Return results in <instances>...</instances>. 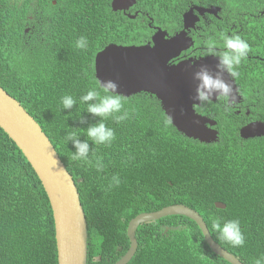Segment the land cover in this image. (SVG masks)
I'll return each instance as SVG.
<instances>
[{
	"label": "trees",
	"instance_id": "obj_1",
	"mask_svg": "<svg viewBox=\"0 0 264 264\" xmlns=\"http://www.w3.org/2000/svg\"><path fill=\"white\" fill-rule=\"evenodd\" d=\"M51 1L0 0V84L40 123L77 182L89 222L88 264L116 263L130 247L127 228L135 216L178 203L198 210L214 238L245 264L264 257V143L242 140L239 133L248 122L264 120V0H138L133 10L148 9L150 17L146 24L138 22L135 30H130L132 18L112 10L111 0H58L56 5ZM195 5L222 8L217 17L222 19L209 16L206 24L200 23L205 40L197 37V48H223L221 32L239 34L250 45L235 77L246 99L241 113L223 108L220 100L199 107L201 113L219 121L218 141L204 143L188 138L172 123L164 127L162 121L168 116L160 101L140 93L124 97L125 108L134 110L127 120L105 121L115 131L110 146L88 140L87 127L100 118L82 113L86 105L80 104L79 97L99 81L96 54L109 43L138 44L150 39L154 30L149 23L170 33L179 31L185 11ZM41 9L48 14L41 20L48 27V41L61 39L76 61L50 56V49L39 41L26 42L28 14ZM81 36L87 38L86 49L75 46ZM64 95L77 100L71 110L62 108ZM70 132H76L81 141L88 140L91 164L72 159L75 149L66 139ZM4 147L15 149L21 160L0 163L6 175L1 187L8 197L0 206H14L16 211L13 217L9 207L0 208V264H58L47 192L30 162L0 127L2 160ZM97 158L104 165L102 171L95 167ZM114 175L121 182L110 188ZM216 201H223L227 208H217ZM232 219L242 226V247H233L212 227L214 220L223 225ZM14 221L32 225L22 234L28 244L24 262L4 239L3 232ZM137 238L138 251L128 264H232L210 249L197 223L184 215L142 224Z\"/></svg>",
	"mask_w": 264,
	"mask_h": 264
},
{
	"label": "water",
	"instance_id": "obj_2",
	"mask_svg": "<svg viewBox=\"0 0 264 264\" xmlns=\"http://www.w3.org/2000/svg\"><path fill=\"white\" fill-rule=\"evenodd\" d=\"M136 2L113 0V7L115 10H124ZM219 10V7L212 6L207 11L217 13ZM196 11L203 14L205 9L195 6L186 11L183 17L185 28L172 37L168 31L159 28L152 42L145 45L110 44L97 54L95 69L98 80H113L118 84L119 93L126 96L141 92L155 95L161 101L166 115L171 118V123L180 132L209 143L217 140L218 131L212 127L216 122L195 109V105H199V101L194 99L198 81L194 80L193 74L201 65L214 73L218 60L209 56L195 61L193 67L189 65L192 61L188 59L170 64L172 58L194 45L188 30L194 29L200 21ZM224 79L233 85L236 100L238 89L234 80L227 73H224ZM255 123L241 129L244 138L261 134L258 130L261 127ZM0 125L23 151L49 196L56 221L59 264H88V222L76 181L40 123L1 85ZM216 205L226 208L222 202ZM170 215H185L193 219L214 253L232 264H244L213 238L200 212L184 204H173L134 217L127 229L130 247L115 264H128L137 253V230L141 224Z\"/></svg>",
	"mask_w": 264,
	"mask_h": 264
},
{
	"label": "clouds",
	"instance_id": "obj_3",
	"mask_svg": "<svg viewBox=\"0 0 264 264\" xmlns=\"http://www.w3.org/2000/svg\"><path fill=\"white\" fill-rule=\"evenodd\" d=\"M51 2H52L53 5H56L58 3V0H52ZM137 3H138V0L133 6L127 8V9L115 10L114 7H113V0H111V8L115 12L121 11L125 15H128L129 17H131L132 16V12L130 10H132L133 7ZM124 5H126V3H124ZM195 6H199V5H195ZM195 6H193V7H195ZM209 6H217V5H209ZM217 7H220V6H217ZM186 11H188V10H186ZM196 13H198V11H196ZM43 14H45V16H48L46 11L43 10V9H41V10H33V11H31L28 14V18H29L30 21L28 22V24H26L25 30H26V32H29L31 30V32L25 33V30H24V34L29 38L26 42L29 43L30 41H39L41 43L46 44L47 48L50 49L49 52H48L50 56H64L70 61H76L77 57L73 53L68 52V51L65 50L64 45L61 42V39L58 38L54 42H49L48 41V38H49V33L47 32L48 27H45L44 24L41 23ZM199 14L202 15L201 13H198V15ZM147 15H148V19H149L150 14L147 13ZM200 20H201V22H204V24H206V22L208 21V17L202 18ZM147 22H148V20L146 22H143V23L146 24ZM154 25L155 24L149 23L150 29L154 30V33L152 34V36L150 38L151 39L150 42H152L153 36H155V34L158 32V29L160 28L159 26H157V25L154 26ZM162 30H166V31L169 32V30L165 29V28H163ZM170 37H172V36H170ZM146 39H144L142 43H138V44L133 43V44H119V45L141 46V45L147 44ZM220 40H222V42H223V50L222 51H218L213 46H209V48L207 50V55L215 57L218 60V63L215 66V69H216L215 72L213 73L212 71L209 70V68L207 66L201 65L199 67V69L197 71H195L194 74H193L194 80L198 81V83L196 85V89H195L196 95H195L194 99L199 101V105H195V109H196V111L199 114H201L203 116H206L207 118H209L211 120H214L216 122V125L212 126L214 129H216L218 131V137H217L216 141H218L219 136H220V131L218 129V123H219L218 119L215 116L212 118L211 116H208L206 114L201 113L198 110V108L201 107V105L204 106V105L208 104L209 102H216L217 99H221V98L225 102V104L222 103L223 108H229V107L232 108L229 105H234V104H238V103L241 102L242 95L240 94L238 83L236 82V79H235V77L237 75V71L236 70L241 65L242 61L247 58L248 53L250 51L249 43L245 39H243L239 34L233 33L232 35H228L226 33L221 32L220 33ZM87 44H88L87 38L84 37V36L79 37L76 40V42H75V46L78 49H86L87 48ZM110 44H117V43H109L105 47L109 46ZM194 45H195V39H194ZM102 50H100V51H102ZM183 52H185V51H182V53L179 56H181L183 54ZM97 54H96V56H97ZM179 56H177L175 58H178ZM95 60H96V57H95ZM171 63H177V62H173V58H172L170 60V64ZM95 71H96V69H95ZM224 73H227L234 80V82H235V84L237 86L238 90H237L236 100H235V95H234V91H233V85L231 83H228L224 79ZM117 89H118V84L116 82H114L113 80H106V81H103V82L102 81H98L96 83L95 87L89 88V90L85 94H81L80 97H79L80 104L81 105H86L85 112H82V113H87V114H90L93 117L100 118L96 123L89 125L87 127V129H86V135L88 137V140H91L96 145L110 146L111 143L116 138L114 129L110 128V127H108L106 125V123H105L106 120L111 118L117 124H119V123L127 120L130 117L132 111H134V110L125 108V106H124L125 105L124 97L126 98V97H129V96H126L123 93H119L117 91ZM8 93L11 94L9 91H8ZM141 93H147V92H141ZM137 94H140V93H137ZM149 94H151V93H149ZM134 95H136V94H134ZM151 95H153V94H151ZM213 97H215V100H213ZM60 101H61L63 110H71L77 104V100L72 95H64V96H62L60 98ZM160 103H161V101H160ZM161 106H162V104H161ZM162 110L164 111L163 107H162ZM237 113H241V111L237 112ZM249 113L250 112L247 111V114H249ZM84 122H85L84 116L80 114V123L83 124ZM254 122H257L255 124H258L261 127L260 129H258L259 131H261V134L259 136H254V137H250V138H244L242 136V134H241V129L243 127L251 124V123H254ZM162 123H163L164 127H167L171 123V118L167 117V118L163 119ZM0 127L4 130V128L1 125H0ZM239 133H240V136H241L242 140L243 139L244 140H249L250 139V140H254V141H258V142H263L264 143V120H262V119H254V120L248 122L247 124H245L244 126H242L240 128V132ZM188 138H191V137H188ZM66 139L68 141H71V143H72V145H73V147L75 149V151L72 154V159L74 161L83 160L86 163L91 164V160L89 159L90 146H89L88 140L81 141L79 139V136L77 135L76 132L68 133L67 136H66ZM191 139L200 141L199 139H194V138H191ZM216 141H212V142H209V143H213V142H216ZM200 142H202V141H200ZM204 143H208V142H204ZM22 153H23V151H22ZM11 159L15 160V161H18V162H20V160H21V159H19V156H18V154H17L15 149H13L11 147H4V156H3V160L0 159V163L2 161L11 160ZM61 159H62V157H61ZM62 161H63V159H62ZM95 167H96L97 171H102L103 170L104 165H103L102 160L100 158H97ZM66 168H67V166H66ZM4 182H6V175H5L4 172H2L0 170V196H1L0 205L2 203H4V202L8 201V199H7L8 197H7V195L5 194L4 190L1 187V185ZM120 182L121 181H120L119 176L114 175L112 177V181L109 184V187L111 188L112 186H119ZM76 185H77V182H76ZM77 187H78V185H77ZM9 189L10 188H8V190ZM78 189H79V187H78ZM79 192H80V190H79ZM80 196H81V192H80ZM81 201H82V198H81ZM217 202L224 203L223 201H216V203ZM178 204H182V203H178ZM224 204L226 205V208H227V204L226 203H224ZM50 205H51V201H50ZM171 205H173V204H171ZM184 205H186V204H184ZM168 206H170V205H168ZM6 207H9L11 209L13 217H15L16 216V211H15L14 206H0V208H6ZM165 207H167V206H165ZM165 207H163V208H165ZM163 208H161V209H163ZM217 208H219V207H217ZM226 208H221V209H226ZM51 209H52V212H53V218H54V224H55V238H56L57 256H58V264H59V249H58V240H57L56 221H55L54 211H53L52 205H51ZM161 209H159V210H161ZM84 210H85V208H84ZM159 210L149 211V212H142V213H151V212H156V211H159ZM142 213H140V214H142ZM86 216H87V214H86ZM170 216H175V215H170ZM166 217H168V216H166ZM163 218H165V217H163ZM160 219H162V218H160ZM160 219H158V220H160ZM155 221H157V220H155ZM87 222H88V217H87ZM150 222H153V221H150ZM150 222H147V223H150ZM262 223L264 224L263 220H262ZM143 224H145V223H143ZM31 227H32V225H29V226L18 225L14 221V225L11 228H9V229H7V230H5L3 232L5 241L8 243V245H9V247L11 249H13L14 251L17 252V254H18L19 258H20V262L21 261L22 262L25 261L26 254H27V251H28V244L25 241V237H22V234L24 232H27ZM212 227L217 230V232L220 234V238L221 239H223L226 242L230 243L233 247H242L245 244V236H244V234L242 232V226H241L239 220H237V219L227 220V221H225L223 223V225H221V223L219 221L214 220L213 224H212ZM169 229H170V227L168 226L166 228V232ZM88 236H89L88 237V252H90V248H89V243H90L89 222H88ZM213 238H214V236H213ZM138 245H139V243H138ZM138 248H139V246H138ZM229 252H231V251H229ZM232 254H234V253H232ZM235 256H237V255H235ZM88 258H89V253H88ZM95 258L99 259L100 256H96ZM240 261L243 262L241 259H240ZM255 264H264V257H262L260 259H257L255 261Z\"/></svg>",
	"mask_w": 264,
	"mask_h": 264
},
{
	"label": "flooded vegetation",
	"instance_id": "obj_4",
	"mask_svg": "<svg viewBox=\"0 0 264 264\" xmlns=\"http://www.w3.org/2000/svg\"><path fill=\"white\" fill-rule=\"evenodd\" d=\"M201 7H203V8L205 9V11H204V13H203L202 15L199 14L200 19L205 18V17H209V16H210V17H215V18L220 17L219 13L222 11V8H221V7H219L220 10H219L217 13H213V12H209V11H207L208 9L210 10V8H211L212 6H207V7L201 6ZM183 17H184V16H183ZM217 19H222V18H217ZM183 23H184V21H183ZM200 23H201V20L198 21V22L196 23V26H195L194 29L188 30V32H189V36H191V37H193V39H195V45L192 46L191 48H189V50L183 52V54H182L181 56H179L178 58L173 59V62H179V61H181V60L188 59V60L192 61L189 65H190L191 67H193L195 61H197V60H199V59H202V58H207V57H209V55H207V53H206V51H207L208 48H209L208 46H205V47H204V50H200L199 48L196 47V38H197V37H201V38L203 39V41L205 40L204 35L200 33V30H201ZM154 26H156V25H154ZM213 27H214V26H213ZM213 27H212V28H213ZM233 27H234V25H233ZM184 28H185V27L183 26V28H182L181 30H183ZM30 29H31V28H30ZM181 30H179V31H181ZM179 31H176V32H174V33H170V36H173L175 33L179 32ZM29 32H31V30H30ZM29 32H26V30H25V33H29ZM230 35H231V34H230ZM198 39H199V38H198ZM199 40H200V39H199ZM25 41H26V40H25ZM150 41H151V39H147V40H146L147 43H149ZM146 42H145V43H146ZM145 43H144V44H145ZM213 47H215L218 51H222V50H223V48H220V47H216V46H213ZM191 59H192V60H191ZM238 87H239V86H238ZM239 89H240V87H239ZM240 94H241V92H240ZM241 95H242V94H241ZM218 100H220V104H221V103H224V104H225V102L223 101L222 98H221V99H217V101H218ZM217 101H216V102H217ZM216 102H209V103L216 104ZM245 102H246V99H245V98L243 97V95H242V100H241L240 103H238V104H234V105H229V106H231V107H232L233 109H235L237 112H240V111H241V108H242L243 104H245ZM209 103H208V104H209ZM208 104H206V105H204V106H207ZM201 106H202V105H201Z\"/></svg>",
	"mask_w": 264,
	"mask_h": 264
},
{
	"label": "rangeland",
	"instance_id": "obj_5",
	"mask_svg": "<svg viewBox=\"0 0 264 264\" xmlns=\"http://www.w3.org/2000/svg\"><path fill=\"white\" fill-rule=\"evenodd\" d=\"M131 12H132V16L130 18H132L133 21H131L129 24L130 30L133 27H134L133 29L135 30L138 22L143 23V22H146L148 20V15H147V13H149L148 9H137V10H133Z\"/></svg>",
	"mask_w": 264,
	"mask_h": 264
},
{
	"label": "bare ground",
	"instance_id": "obj_6",
	"mask_svg": "<svg viewBox=\"0 0 264 264\" xmlns=\"http://www.w3.org/2000/svg\"><path fill=\"white\" fill-rule=\"evenodd\" d=\"M169 33V35H170V32H168ZM174 36V35H173Z\"/></svg>",
	"mask_w": 264,
	"mask_h": 264
}]
</instances>
